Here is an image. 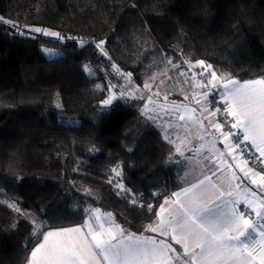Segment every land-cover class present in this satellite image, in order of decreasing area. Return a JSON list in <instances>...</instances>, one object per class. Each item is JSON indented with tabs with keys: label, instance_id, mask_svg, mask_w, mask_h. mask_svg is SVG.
I'll use <instances>...</instances> for the list:
<instances>
[{
	"label": "trees",
	"instance_id": "16d2710c",
	"mask_svg": "<svg viewBox=\"0 0 264 264\" xmlns=\"http://www.w3.org/2000/svg\"><path fill=\"white\" fill-rule=\"evenodd\" d=\"M0 17L11 22H0V264H28L45 230L94 207L152 234L160 203L182 187L186 163L143 104L103 105L109 81L143 86L168 58L264 79V0H0ZM33 26L67 39L19 34Z\"/></svg>",
	"mask_w": 264,
	"mask_h": 264
},
{
	"label": "snow or ice",
	"instance_id": "6c2138e0",
	"mask_svg": "<svg viewBox=\"0 0 264 264\" xmlns=\"http://www.w3.org/2000/svg\"><path fill=\"white\" fill-rule=\"evenodd\" d=\"M0 22L11 23L2 17ZM29 33L62 38L60 33L40 27L27 28L25 32L19 34ZM104 44L105 41L101 40L96 47L100 49ZM197 64L206 69L211 68V65H205L204 61H198ZM209 74L211 81L207 84L201 82L199 85L201 88H206L208 84H211L212 88L216 87L212 83L217 79L215 71ZM199 75L203 76L204 73ZM229 84L235 85L236 81L229 80L222 86L225 90L222 99L227 107L216 108L209 115L215 116L222 111L234 119L230 124L231 129L239 128L244 131L243 141H238L234 146L226 144L228 154L233 160L236 159L234 155L236 150L242 149L244 142L251 141L250 148H255L261 158L260 164L264 165V146L257 145L254 136L259 124V131L264 139V87L258 90L248 87L264 85V79L246 81L242 88L229 89ZM124 95L125 93H121L122 97ZM128 95L131 97L133 93L130 92ZM203 95L207 96V93ZM115 98L110 96L102 103L107 107L112 105ZM199 103L197 100V104ZM201 110L207 111L206 108ZM179 118L184 119L183 116ZM226 124L227 122H216L211 125L225 143L234 136L231 130L224 131ZM243 163L247 165L249 161L244 160ZM236 166L240 167L239 164ZM112 171L116 176H121L117 169ZM240 171L245 177H249L250 174L253 177H260L259 180L253 178L252 183L264 185V170L240 168ZM210 180L211 178L205 175L203 179L191 183L179 192H173L172 196L166 198L164 204L160 205V211L155 213L158 217L155 226L149 225L146 231L156 233L163 239L147 237L141 240L134 233L112 222L111 214H108V220L101 222V217L93 213L96 223L86 222L83 227L49 231L44 234V242L33 249L28 264H264V198L259 201L258 208L253 207L254 201H247L250 212H246L236 206L237 201L223 200L222 197L231 196L232 193H225L220 186L210 184ZM117 187L122 191H130L124 189L122 185ZM252 195L255 197L257 193L253 191ZM132 204L137 206V201L133 199ZM139 206L153 211V205ZM16 211L20 210L17 208ZM252 214L255 219L252 218ZM106 223L109 226L106 227ZM84 228H87L86 232ZM65 233L83 235L65 237L63 235ZM52 237L57 239L49 245V238ZM173 243L181 246L183 251H177Z\"/></svg>",
	"mask_w": 264,
	"mask_h": 264
},
{
	"label": "rangeland",
	"instance_id": "374dc122",
	"mask_svg": "<svg viewBox=\"0 0 264 264\" xmlns=\"http://www.w3.org/2000/svg\"><path fill=\"white\" fill-rule=\"evenodd\" d=\"M35 27L39 26L26 27L20 30L19 33L25 32L27 28ZM42 29L55 32L48 28ZM61 37L62 38H55H59L62 41L67 39L65 36ZM42 48L43 50H50L48 52L44 51L50 58L61 57L66 54L58 47L44 45ZM169 61H172V63H169ZM200 67L201 66L197 65V62L189 60L178 62L174 61L172 58H168L165 67L153 73L143 86L133 83L131 78L127 75L122 76L121 82H114V80L109 81L107 88L109 96L107 99L110 96H115L116 98L122 97L121 93H125L123 97H129L128 93L131 92L133 93L131 98L143 104V111L162 127L166 138L173 143L176 151L179 149L178 154L186 163V168L182 176V183L199 179L204 175H210L212 178L214 176L215 179L221 177L222 180L235 181L234 177H237V173L232 167L237 169L238 167L236 165L239 163L233 160L232 156L228 154L229 149L226 143H223L221 140L220 134L216 132L214 128H211V125L216 122V119L215 116L209 115L214 111L213 107L211 108L213 105V94L214 92H221V88H219L216 81H212V83L216 85L215 88H212L211 84H208L206 88H201L199 86L201 82L207 84L208 81H211L209 73L212 71H215L217 77L222 75L217 73L212 66L208 69ZM87 70L90 74L94 72L89 66H87ZM202 72L204 75L200 76L199 73ZM181 73H183V75H181ZM222 77L227 78L225 75ZM236 81L237 86L235 87L241 88L244 87L246 82L237 79ZM146 84L148 87H145ZM185 87H187V89ZM228 87L229 89L234 88L229 85ZM248 87L257 90L262 88L256 85H249ZM97 88H103L101 81L97 83ZM222 90L223 92L225 91L223 88ZM205 92L207 96L203 95ZM214 96L216 98V95ZM197 100H199V104H197ZM204 108H206L207 111L201 110ZM194 109L195 111H193ZM180 116H183L184 119L181 120L179 118ZM200 121H202V123H200ZM68 122L78 123L79 120H69ZM255 140L257 141V139ZM192 151H197V155H190ZM180 153L183 154L181 155ZM215 153H223L222 160L228 168L220 170L215 165L217 162L212 161L215 158L213 157ZM229 165H231V167ZM213 173H215V175H213ZM227 190L234 193L238 202H242L241 200H246L248 197L244 193H237L235 188L231 187ZM25 214L35 222L38 229L41 228L43 225L42 221L37 220L31 212H26Z\"/></svg>",
	"mask_w": 264,
	"mask_h": 264
},
{
	"label": "crops",
	"instance_id": "0c3cea01",
	"mask_svg": "<svg viewBox=\"0 0 264 264\" xmlns=\"http://www.w3.org/2000/svg\"><path fill=\"white\" fill-rule=\"evenodd\" d=\"M198 65V64H197ZM206 65V64H205ZM203 68V67H202ZM229 80H234L236 81V79L234 78H226V77H217V79L215 80L218 85H219V88H221V92H214L213 95H216V98L220 99L223 104L225 106H227V104L224 103V100L222 99L223 95H224V92L222 90V86L223 84L227 83ZM238 80V79H237ZM249 80H255V79H249ZM256 80H262L260 78H257ZM243 81V80H241ZM244 81H247V80H244ZM230 87H235L237 86V81H236V84L233 85V84H229ZM257 87H264V85H256ZM212 108V106H211ZM214 110V109H213ZM215 119H216V122H220L218 120V118L216 117L215 115ZM215 122V123H216ZM232 122H234V119L232 118ZM231 130L233 133H234V136L232 138H230L226 144H231V145H235L238 141H239V138L238 136H236V131L240 130L241 132L244 133V131L242 129H231V128H228V129H224V131H229ZM245 134V133H244ZM254 136H255V139H257L256 143L258 145H261V146H264V139H262L261 137V134H260V131H259V124L257 125V130L256 132L254 133ZM259 136V137H257ZM221 140L223 141V138L221 137ZM224 143V142H223ZM190 155L192 156H195L197 155V151H192L190 152ZM234 155L236 156V159L235 161L239 163V166L237 169L235 167H232V169L237 173V177H239L240 179H235V181H231V180H222L221 177H217L216 179L213 178L210 176V175H207L211 178L210 180V184H216L218 186H220L222 188L223 191H225V193H228L230 192V190H227V189H230L231 187L232 188H235V191L237 193H244L246 194L248 197L246 200H241L242 202H238V199L235 198L234 196V193H232L231 196H228V195H225L224 197H222L223 200L227 201V200H233V201H237L238 203L236 204L237 207H240L242 208V203H246L247 201H254L253 203V207H257L259 206V201L261 200V198H264V185H259V184H253L252 183V179H256V180H259L260 177L256 176V177H253L251 176V174L249 175V177H245L244 176V173L242 171H240V168H245V170H247V168H251L249 164L245 165L243 163V159L242 157L240 156V149H237L236 152L234 153ZM213 157H215L212 161H215L217 162L215 165L221 170H225L226 168H228V166L226 167V165L224 164V161L222 160L223 158V153H215V155H213ZM205 176V175H204ZM204 176H202L201 178L199 179H203ZM199 179H195V180H192V181H188V182H184L182 184V187L177 189L176 191L174 192H179L182 188H185V187H188L191 183H195L197 182ZM237 185H239V187H237ZM255 191L257 193V195L254 197L252 195V192ZM245 195V196H246ZM171 195H168L166 196L162 202L160 203V205L164 204V201L166 198H169L171 197ZM244 196V197H245ZM219 202V201H218ZM242 204V205H241ZM160 205L158 207V212L160 211ZM247 205V204H246ZM167 207V206H166ZM93 213H95L96 215H99L101 217V222H105L106 220H108V214L110 213H107V212H104L102 210H100L99 208L97 207H94V208H91V210L89 211L88 213V216L86 217L85 221L80 223V224H75V225H71V226H67V227H57V228H49L47 230H45L42 234V237L40 239V241L34 246L33 249H35L38 245H40L42 242H44V234H46L47 232L49 231H58V230H61V229H68V228H76V227H83L85 226L86 222H91V223H96L94 217H93ZM161 215L163 216L164 214L161 213ZM252 218L255 219V216L254 214H252ZM158 219V218H157ZM111 221L114 222L115 224H118L121 226V228H124L126 229L125 227H123L118 221L117 219L111 214ZM157 221V220H156ZM106 227L109 226L107 223L105 225ZM153 226H155V223L153 224ZM84 231L86 232L87 231V228H84ZM128 232H131L130 230H127ZM131 233H134L136 235L137 238L143 240L147 237H154L155 239L157 240H160V239H163V237H160L158 236L156 233H152V234H149V235H141V234H137L135 232H131ZM65 237L67 236H75V235H83V233H80V234H75V233H65L63 234ZM57 239L56 237H52V238H49V245L52 243L53 240ZM173 247H175L177 249V251L179 252H182L183 249L181 248V246L179 245H176L173 243ZM32 249V251H33ZM44 250H42L43 252ZM32 253V252H31ZM31 256V255H30ZM40 254H38V257L39 258Z\"/></svg>",
	"mask_w": 264,
	"mask_h": 264
},
{
	"label": "built area",
	"instance_id": "2783aa9c",
	"mask_svg": "<svg viewBox=\"0 0 264 264\" xmlns=\"http://www.w3.org/2000/svg\"><path fill=\"white\" fill-rule=\"evenodd\" d=\"M212 107L215 110L216 108H224L226 106L223 104V102L220 99L216 98L213 101ZM216 117L218 118L220 122H227L226 127L224 129L230 128V124L232 123V117L227 116L222 111L217 113ZM236 136H238L239 141H243V136H244L243 132H241L240 130L236 131ZM250 144H251V141L244 142L242 144V149H240V156L242 157L243 160L249 161V165L252 169H254L255 171H262L264 170V165L260 164L259 162L261 159L260 155L255 150L254 147L250 148ZM241 152H242V155H241ZM242 208L246 212H250L246 204H243Z\"/></svg>",
	"mask_w": 264,
	"mask_h": 264
},
{
	"label": "water",
	"instance_id": "95a60500",
	"mask_svg": "<svg viewBox=\"0 0 264 264\" xmlns=\"http://www.w3.org/2000/svg\"><path fill=\"white\" fill-rule=\"evenodd\" d=\"M127 230H129L128 228H126Z\"/></svg>",
	"mask_w": 264,
	"mask_h": 264
}]
</instances>
